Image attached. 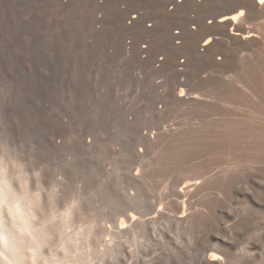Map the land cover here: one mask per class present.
<instances>
[{"label":"rangeland","instance_id":"374dc122","mask_svg":"<svg viewBox=\"0 0 264 264\" xmlns=\"http://www.w3.org/2000/svg\"><path fill=\"white\" fill-rule=\"evenodd\" d=\"M84 1L57 12L52 0H0V179L7 185L0 217L8 229L10 206L25 199L40 235L35 255L29 242L17 247L18 264H200L214 243L228 264H264V224L250 214L218 231L205 221L181 234L169 213L146 221L132 260L129 242L113 234L105 238L120 245L101 252L104 228L120 225L125 212L127 170L149 172L150 186L138 190L143 220L153 216L152 203L165 208L180 174L157 164L160 149L149 150L147 162L137 157L140 133L159 122L151 111L154 79H138L133 65L107 53L108 31L80 30ZM165 115L189 118L185 108Z\"/></svg>","mask_w":264,"mask_h":264},{"label":"bare ground","instance_id":"6f19581e","mask_svg":"<svg viewBox=\"0 0 264 264\" xmlns=\"http://www.w3.org/2000/svg\"><path fill=\"white\" fill-rule=\"evenodd\" d=\"M52 2L60 12L71 0ZM78 21L88 35L108 31L107 53L133 65L138 79H154L151 111L159 122L140 133L137 157L147 162L149 150L160 149L157 164L180 174L163 194L165 208L152 203L153 216L143 220L138 190H146L149 172L127 170L125 212L120 225L104 228L101 252L120 245L105 238L113 234L129 242L132 260L146 221L157 224L169 213L181 234L205 221L218 231L245 214L264 224V0H85ZM168 107L187 109V122L170 121ZM6 191L0 179V204ZM31 210L25 199L15 200L8 229L0 217V264H18L25 241L35 255L40 235ZM213 245L200 264H228L226 251Z\"/></svg>","mask_w":264,"mask_h":264}]
</instances>
